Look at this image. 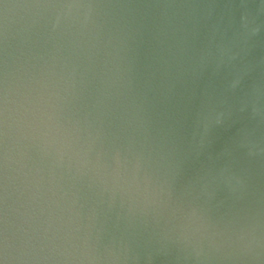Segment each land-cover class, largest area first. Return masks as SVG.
<instances>
[{
  "label": "clouds",
  "instance_id": "clouds-1",
  "mask_svg": "<svg viewBox=\"0 0 264 264\" xmlns=\"http://www.w3.org/2000/svg\"><path fill=\"white\" fill-rule=\"evenodd\" d=\"M0 264H264V0H0Z\"/></svg>",
  "mask_w": 264,
  "mask_h": 264
}]
</instances>
